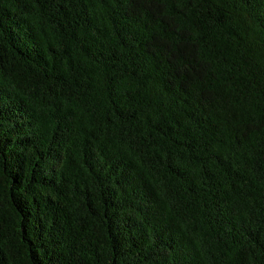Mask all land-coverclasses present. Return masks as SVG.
<instances>
[{
  "label": "trees",
  "instance_id": "obj_1",
  "mask_svg": "<svg viewBox=\"0 0 264 264\" xmlns=\"http://www.w3.org/2000/svg\"><path fill=\"white\" fill-rule=\"evenodd\" d=\"M0 264H264V0H0Z\"/></svg>",
  "mask_w": 264,
  "mask_h": 264
}]
</instances>
